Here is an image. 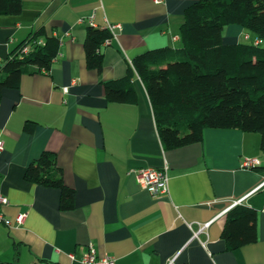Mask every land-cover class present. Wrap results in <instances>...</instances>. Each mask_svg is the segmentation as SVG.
<instances>
[{"label": "crops", "instance_id": "crops-1", "mask_svg": "<svg viewBox=\"0 0 264 264\" xmlns=\"http://www.w3.org/2000/svg\"><path fill=\"white\" fill-rule=\"evenodd\" d=\"M194 1L21 0L18 14H0V66L40 28L60 39L49 70L23 75L0 96L2 212L11 221L25 213L20 224L0 222V264H82L88 245L116 264H264V184L235 203L255 209V240L229 249L221 237L232 201L264 180L260 134L204 128L201 140L165 148L135 71L136 103L104 96L103 82L122 76L137 54L180 45L184 10ZM108 24L119 26L102 45L101 68H89L86 28ZM253 37L227 24L222 40ZM43 151L56 155L73 189L69 207L61 206L58 187L25 177ZM250 157L259 162L243 168ZM164 165L167 192L159 195L132 172Z\"/></svg>", "mask_w": 264, "mask_h": 264}, {"label": "trees", "instance_id": "trees-1", "mask_svg": "<svg viewBox=\"0 0 264 264\" xmlns=\"http://www.w3.org/2000/svg\"><path fill=\"white\" fill-rule=\"evenodd\" d=\"M20 8L21 0H0V14H18ZM227 24H238L254 37L225 43ZM111 37L108 27L87 26L84 48L89 68H101L102 44ZM180 40L179 46L137 54L122 76L103 82L106 100L136 103L135 71L145 85L165 148L201 140L204 128H237L258 132L264 150V0H195L184 10ZM59 42L58 35H46L40 28L19 43L0 66V96L4 89L17 88L23 75L49 70ZM24 45H29L25 52ZM24 128L31 131L32 125ZM25 177L58 187L61 206L72 205L73 189L63 182L54 153L43 151L28 164ZM221 237L229 249L254 241L255 209L230 207Z\"/></svg>", "mask_w": 264, "mask_h": 264}, {"label": "built area", "instance_id": "built-area-1", "mask_svg": "<svg viewBox=\"0 0 264 264\" xmlns=\"http://www.w3.org/2000/svg\"><path fill=\"white\" fill-rule=\"evenodd\" d=\"M160 1V0H155ZM116 26H119V24H108L107 27L112 32V29ZM110 39L105 40L102 45L108 44ZM255 43L260 42V39L255 38ZM29 48V45H24L21 49V51L25 52ZM67 87H64L66 89ZM2 140H0V150L2 149ZM258 159L256 157H250V158H243L241 162V166L243 168H251L254 165L258 163ZM167 166H161V167H153V166H144V167H138L134 169L133 175L138 182V184L145 188L148 192H150L152 195H159L167 192ZM264 184V180L259 183L258 186L251 189L248 193L243 195L242 197H239L237 199H234L232 201V204L238 203L241 200L245 198L249 193L255 191L259 186ZM7 203V198L3 195V193L0 191V222L4 223L7 226H11L13 223L20 224L22 223L25 213H19L15 216L14 220L11 221L9 218L5 217V215L2 212V207ZM80 261L82 264H116L115 263V257L110 254H103L98 255L96 253V250L91 246H86L85 250L83 251ZM171 261V260H170Z\"/></svg>", "mask_w": 264, "mask_h": 264}]
</instances>
